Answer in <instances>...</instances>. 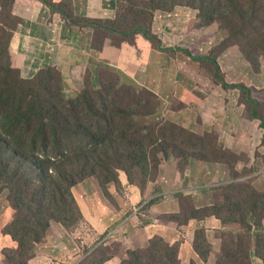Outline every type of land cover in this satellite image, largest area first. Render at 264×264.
<instances>
[{
	"label": "rangeland",
	"instance_id": "1",
	"mask_svg": "<svg viewBox=\"0 0 264 264\" xmlns=\"http://www.w3.org/2000/svg\"><path fill=\"white\" fill-rule=\"evenodd\" d=\"M64 1L71 3L72 13L78 18L101 19L116 13L113 8L104 7L103 0H52L55 4L67 6ZM256 5L260 6L259 3ZM65 10L70 12L69 8ZM196 13L186 7H177L171 13L158 12L152 31L163 48L191 50V54L196 57L215 60L225 81L229 84H241L247 88L246 91L223 87L219 79L213 76L214 66L211 62L190 61L182 52L160 51L153 46L157 52L154 54V68L147 73L148 86L143 85L156 95L151 106L153 113L137 118L140 127L152 132L148 146L151 145L155 150L146 159L148 173L143 177L138 168H133L128 173L119 169L117 176H123L122 183L118 177L116 181L109 183L95 177L77 181L71 187L76 203L77 200L80 201L81 192H87L88 195L94 192L99 197H104L116 210L120 209V218L110 226L107 225V233L104 231L103 234L100 233L102 235L93 233L84 221L68 227L61 224L57 237H54L55 233L47 232L36 244L34 255L28 259V264H122L127 251H144L149 243L157 242L158 238L177 251V259L180 256L177 264H191L192 257L196 259L198 254L191 250L190 253H183L181 241L188 236L194 249L195 229L217 225V221L211 222L203 218L204 221L196 222V225L195 221L189 225L181 222L193 210L192 214L195 210L201 212L214 201H228L238 208L226 227L224 226L225 229L222 228L226 231L225 234L231 235L234 240L243 238L246 243L250 239L251 247L256 243L255 236L264 240V214L248 222L253 225V232L247 231L244 223L239 221V210L247 211L245 199L252 191L264 194V127L260 125V119L251 117L252 112L264 117V9L254 21L248 20L242 26L232 16L219 23L213 21L202 24ZM12 14L16 16L13 10ZM194 17L195 27L191 24ZM50 18L48 14L44 16V20ZM71 28L82 32L86 38L81 44L83 57L91 69L98 68L100 82L107 83L117 79L120 82H131L124 74L113 72L108 63H97L99 56L107 52L112 55L114 49L124 43L121 42V35L101 30L86 31L74 26ZM19 40L21 38L15 34L8 51L15 57L23 77L24 48L19 45ZM25 50L30 51L31 46ZM100 59L104 60L103 56ZM98 64L100 66L97 67ZM90 76L89 71L77 79L65 80V93L73 97L77 94L76 91L90 86L88 83L84 86ZM132 82L135 88L142 87V83L139 85L133 80ZM168 121L172 123V127H169ZM178 126L201 136L207 143L203 146L195 145L196 154L211 155L221 150L220 156L210 161L192 157L184 159L177 155L180 140ZM173 135L175 141L166 150L169 154L156 153L160 143L171 140ZM194 174L197 185L200 182V187H211L209 193L198 190V187L197 191H190V187L177 190L180 179L185 178L187 182V178ZM227 182L232 186L226 190L219 188L222 183ZM79 183L83 184L76 186ZM6 190L0 185V225L4 218L2 211L9 206ZM133 193L136 194L135 197ZM258 197L259 194H256L254 199L257 200ZM199 198L204 204L198 201ZM89 209L92 211L91 207ZM255 212L258 214L259 210ZM222 213L226 214V209ZM171 216H175L176 220L170 219ZM50 222L52 225L58 221ZM149 225L147 231L145 227ZM159 227L166 230L164 237L153 232ZM222 229L205 232L210 244L205 238L206 243L213 249L207 264L217 263L224 241L223 238L221 241L218 238V231ZM228 231L231 232L227 233ZM2 232L0 230V263L6 264L7 259L2 251L8 244L10 235ZM196 241L200 246L205 243ZM68 254L72 257H68Z\"/></svg>",
	"mask_w": 264,
	"mask_h": 264
},
{
	"label": "trees",
	"instance_id": "2",
	"mask_svg": "<svg viewBox=\"0 0 264 264\" xmlns=\"http://www.w3.org/2000/svg\"><path fill=\"white\" fill-rule=\"evenodd\" d=\"M30 1H39L51 13L59 14L68 25L86 31L119 34L121 42L129 46L135 47L137 41L142 40L152 49L155 46L160 51H178L190 61L211 62L213 76L223 87L247 89L241 84L227 83L215 60L196 57L191 50L163 48L152 31L153 21L158 12L171 13L177 7H186L197 12L196 17L202 24L219 23L232 16L242 26L263 12L264 0H103L104 7H111L116 13L101 19L76 17L69 1L63 2L67 6L55 4L52 0ZM14 3L15 0H0V185L8 191L12 210L11 220L3 227V232L10 235L13 242L4 246L2 253L7 259L6 264H28L36 244L52 230L51 220L58 221L54 224L59 230L61 224L68 227L84 221L71 193V187L77 181L95 177L109 183L117 180L119 169L128 173L138 168L143 177L148 173L146 159L155 150L148 146L152 132L140 127L137 118L153 113L151 106L156 95L144 86L137 89L133 83L120 82L119 79L102 83L98 78V68L91 69L90 79L84 83V86L87 83L90 86L76 91L73 97L65 93L67 84L56 68L48 69L50 66L46 65L30 76L22 77L21 69L8 49L18 26H29L12 14ZM191 24L195 27V17ZM77 32L70 28L68 36L62 35L61 38L75 43L86 40ZM251 117L260 119V125L264 127V117L256 112H252ZM167 124L172 127L170 121ZM178 127L177 155L184 159L192 157L210 161L220 156L221 150L211 155L196 154L195 145L207 143L194 132ZM174 141L175 135L171 140L160 143L156 153L168 155L166 150ZM199 183L198 190L210 192L211 187H200ZM230 186L227 182L219 188L226 190ZM256 194H259L257 200L254 199ZM198 201L204 204L201 198ZM245 201L248 208L245 212L239 210V221L244 223L247 231L253 232V225L248 222L264 214V194L252 191ZM223 209H226V214L222 213ZM237 209L228 201H214L201 212L195 210L192 214L193 210L181 223L189 218L200 220L214 216L221 221L217 229H222ZM257 209L258 214L255 212ZM170 219L176 220L175 216ZM224 229L218 231V238L224 241L216 264H264V240L255 236L256 243L251 247L250 239L248 243L243 238L234 240L224 233ZM205 232V228L195 229L194 250L198 255L196 259L192 258L191 264H207L208 256L213 252ZM158 235L164 237L163 233ZM157 240L149 243L144 251H127V257L121 263L177 264L180 258L178 256L177 259V251L161 238ZM196 240L205 243L200 246Z\"/></svg>",
	"mask_w": 264,
	"mask_h": 264
},
{
	"label": "crops",
	"instance_id": "3",
	"mask_svg": "<svg viewBox=\"0 0 264 264\" xmlns=\"http://www.w3.org/2000/svg\"><path fill=\"white\" fill-rule=\"evenodd\" d=\"M12 10L16 16L23 20L25 25L29 26L19 25L15 33L21 38V40H19V45H21L24 50L31 46L30 51L23 50L25 58L23 61L25 64L24 76H30L38 68H43L46 65L55 67L67 81L77 79L86 72L91 71V68L87 65L83 57L84 51L81 49L83 41L75 43L68 41L66 38H61L62 35L64 37L68 36L71 25L63 21L59 14L51 13L49 9L40 2L30 0H15ZM46 14L51 17L49 20H44ZM77 35L80 37L83 36L79 31ZM100 52H102V50ZM155 52L154 49L142 40L137 41L135 47L129 46L126 43H120L118 48L114 49L112 55L107 52L99 56L97 63H108L115 72L124 74L128 79H131V81L133 80L139 85L142 83L141 86L144 85L147 87V73L154 68ZM102 56L104 60L100 59ZM118 178L120 183H122L123 176L118 174ZM84 180H87V178ZM189 183H191V185H189ZM82 184L83 183H79L76 186ZM183 187H190V191H197L198 185L195 181V174L187 178V182H185V178L184 180L180 179V181H178L177 190H182ZM109 193L111 194V192ZM135 196L136 194L133 193V197ZM79 199L80 201L77 200V203L80 207L83 219L87 227L92 228L95 233L100 234L104 232L107 229V225L110 226L120 218V209L116 210L113 205L107 203L104 197H99L94 192L89 195L87 192H81ZM120 206L121 205H119V207ZM89 207H91L92 211H90ZM2 214L4 218L3 223L0 225V230L3 231V227L11 220V208L7 206L2 211ZM205 219L211 222L217 221V225L205 226L206 232L216 230L221 226V222L214 216L205 217ZM192 221H195L196 225V222L202 223L204 220L189 219L183 225H189ZM149 227L150 225L145 227L147 231ZM53 231L55 234H58L60 231L56 224H52V230L49 231V234ZM165 231L166 230L159 227L155 228L153 232L159 234ZM54 237H57V235ZM12 243L13 242L9 238V242L6 246ZM181 245H183V253L186 251L190 253V250L195 253L192 242L189 241L188 236L181 241ZM53 246L56 247V244ZM68 257H72V255L68 254Z\"/></svg>",
	"mask_w": 264,
	"mask_h": 264
},
{
	"label": "clouds",
	"instance_id": "4",
	"mask_svg": "<svg viewBox=\"0 0 264 264\" xmlns=\"http://www.w3.org/2000/svg\"><path fill=\"white\" fill-rule=\"evenodd\" d=\"M119 73V72H118ZM130 83H133L132 81ZM118 177V176H117Z\"/></svg>",
	"mask_w": 264,
	"mask_h": 264
}]
</instances>
